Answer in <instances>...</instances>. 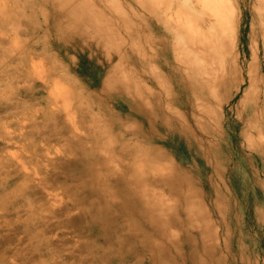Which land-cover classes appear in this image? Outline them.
Masks as SVG:
<instances>
[{
    "label": "rangeland",
    "instance_id": "374dc122",
    "mask_svg": "<svg viewBox=\"0 0 264 264\" xmlns=\"http://www.w3.org/2000/svg\"><path fill=\"white\" fill-rule=\"evenodd\" d=\"M141 1L0 0V264H264L262 1L229 0L206 101L160 56L144 84ZM172 1L148 0L184 26Z\"/></svg>",
    "mask_w": 264,
    "mask_h": 264
},
{
    "label": "bare ground",
    "instance_id": "6f19581e",
    "mask_svg": "<svg viewBox=\"0 0 264 264\" xmlns=\"http://www.w3.org/2000/svg\"><path fill=\"white\" fill-rule=\"evenodd\" d=\"M201 1L202 8L197 5L195 6L193 0H182L181 5L186 6L188 10L185 14V16H187V22L184 26H177L175 24L176 20H174L171 26L163 25L162 21L155 16L154 5H151L148 0L139 2L140 12L137 18L138 27L136 28V41L144 84L147 82L153 85H159L155 83L157 78L154 71L151 70V66L155 63L154 57L160 56V61L163 64L184 75L186 79L185 85L187 86L193 82L190 78L199 74L204 76V81L202 82L204 86L201 87V89L206 88L205 92H203V94H201L200 91L197 92V84L192 87L189 86V96H193V94L196 96V93H199V100L206 101L207 99L204 95L211 94L212 86L213 88L218 87L226 90V86H228L224 70L226 60L222 57H224V53L226 54V52L230 50V46H234L235 43L236 25L233 18V12L235 13V11L232 10L233 8L231 7L232 5L229 4V0ZM261 1L260 8L262 9V20L264 22V1ZM219 4H221V6H219ZM169 5L170 7L174 6L172 0H169ZM159 45L160 47L158 48ZM149 57H151V59H149ZM161 67L164 68L163 65H161ZM156 72L160 74V70ZM170 83L172 86L178 84L175 79L171 80ZM248 83L249 87L253 84L250 76L248 77ZM174 128L179 132L181 124L177 122ZM177 221H179V219ZM156 224L159 225V223ZM192 236L193 237L190 238L192 249L195 251L200 247L199 250H201V247H203L201 244L193 243V241L197 239V236L195 237L194 234ZM144 242L149 244L147 236L144 237ZM149 245L151 246V244ZM152 246L155 248L158 247L153 244ZM188 252L186 258H190L193 262L192 264H209L210 259H212L205 254V250L203 251L205 254L203 259H197L196 254L191 250ZM178 257L181 256L176 255L172 260L170 259V261L174 260L175 263V259ZM155 259L156 258L153 257V262L158 264Z\"/></svg>",
    "mask_w": 264,
    "mask_h": 264
}]
</instances>
